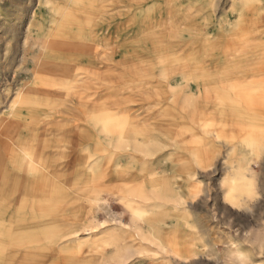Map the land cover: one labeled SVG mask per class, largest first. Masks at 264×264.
<instances>
[{
	"label": "bare ground",
	"instance_id": "6f19581e",
	"mask_svg": "<svg viewBox=\"0 0 264 264\" xmlns=\"http://www.w3.org/2000/svg\"><path fill=\"white\" fill-rule=\"evenodd\" d=\"M15 16L27 25L0 109V264L63 245L70 264H248L259 238L218 237L192 211L215 177L229 209L262 196L264 0H37ZM75 162L79 184L63 175ZM108 192L128 223L102 234Z\"/></svg>",
	"mask_w": 264,
	"mask_h": 264
},
{
	"label": "rangeland",
	"instance_id": "374dc122",
	"mask_svg": "<svg viewBox=\"0 0 264 264\" xmlns=\"http://www.w3.org/2000/svg\"><path fill=\"white\" fill-rule=\"evenodd\" d=\"M36 2L37 0H0V109L6 106V103L8 101V97H6L7 93L11 92V90H13L14 92L16 87L14 82H19L22 80V76L15 78V74L16 71H18L17 69L20 62L22 61L21 59L23 41L25 39L27 19H23L22 23L18 25V27L16 25L17 22L15 21V14L19 10L27 11L29 7H34ZM104 39L105 38L100 37V42H102V44H105L104 42H106V39ZM7 90L9 91L7 92ZM102 110L103 109L100 108V110L98 111L103 112ZM67 120L79 119L74 116H67L65 117L64 121ZM33 134H40V131H36ZM86 150L87 146L78 149L72 148V154L75 152L74 154L76 156L85 155ZM253 169L256 174L258 173L257 179L262 196L259 199L260 201L258 200L256 202L257 204L254 203V205L250 209V212L246 214L225 207L221 203V200L214 196L215 187L217 184L216 177L213 180L204 181L205 184H208L212 189L211 198L208 200V202H202L203 204L200 203V205L195 207L192 211V216L198 221L200 228H202L203 230L217 232L218 237H222L226 233H228L237 240L242 235L247 234L249 236L259 238L262 243H264V157L261 162L253 167ZM82 172L83 165L77 164L75 162L72 163V165H69L66 170H64L63 175L66 179L71 180L72 183L79 184L84 181L83 176H85V174L83 172L82 175ZM115 182L116 181L114 180L109 185L115 184ZM103 196L105 197V199L108 198V204L107 207H105V210L104 208L98 209V219L100 220V222H105L103 225L105 227V230H99L100 233L105 234L110 231L109 229L114 228V224L119 221H121L122 224H127L128 217L126 214H124L120 218L118 214L122 213L123 205L119 202V200L112 196L110 192L105 193ZM57 205L61 207V205H59V202L57 203ZM75 210H77V204L71 203L69 204V210L66 213L67 216H69V218L74 222L81 216V214L77 213ZM87 219L88 221H90L89 217H87ZM111 220L112 224L106 223L107 221ZM167 223L168 225H166L165 227V232H168L171 229L170 222L168 221ZM120 228L123 231L127 230V227L123 225H121ZM81 235L82 237L86 236L84 240L89 239V237H87V232L82 231ZM216 241L218 242V245H216V249L222 250L221 244H219V238H216ZM248 248L249 250L251 249L250 261L248 262V264H264V246L260 247L258 243H254L253 245H248ZM57 250L58 253L56 252L54 253V255L47 257L45 261L42 262V264H70V259H72V257L74 256L72 247L63 245ZM83 250L84 248H82V251ZM80 254L82 255L81 257H83L82 252ZM132 264H149V262L144 259L141 263L136 260Z\"/></svg>",
	"mask_w": 264,
	"mask_h": 264
}]
</instances>
